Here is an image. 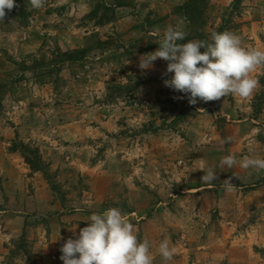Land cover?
I'll return each instance as SVG.
<instances>
[{"label": "rangeland", "instance_id": "374dc122", "mask_svg": "<svg viewBox=\"0 0 264 264\" xmlns=\"http://www.w3.org/2000/svg\"><path fill=\"white\" fill-rule=\"evenodd\" d=\"M15 2L0 22V264H63L60 246L111 207L153 264H264V170L239 167L264 158V67L249 100L196 105L164 86L167 61L137 67L168 26L264 50V0ZM201 164L218 179L202 183Z\"/></svg>", "mask_w": 264, "mask_h": 264}, {"label": "clouds", "instance_id": "9594fccd", "mask_svg": "<svg viewBox=\"0 0 264 264\" xmlns=\"http://www.w3.org/2000/svg\"><path fill=\"white\" fill-rule=\"evenodd\" d=\"M45 0H27L26 7L40 9ZM15 0H0V22H4L6 9L16 7ZM187 33L179 27L168 26L158 40L159 47L139 56L137 67L141 70L154 68L158 58L167 61L162 77L164 86L183 93L174 100L187 97L189 105L219 101L226 96L249 100L259 87L253 73L264 67V50L244 47L238 35L230 32H212L208 40L184 41ZM203 49V51H202ZM171 73V76L168 74ZM227 137L225 142H230ZM238 163L234 154L220 160L221 168H233ZM244 170H264V158L247 156L239 161ZM204 172L201 182L208 184L218 179L216 171L201 164L194 170ZM251 174V172H249ZM236 179L241 177L234 174ZM233 177L223 181L226 192L235 190ZM87 226L79 230L75 238H68L60 246L63 264H153L154 256L147 238L138 239L134 225L117 207L102 213H92ZM177 248L170 247L163 239L156 253L165 261L177 255Z\"/></svg>", "mask_w": 264, "mask_h": 264}, {"label": "trees", "instance_id": "16d2710c", "mask_svg": "<svg viewBox=\"0 0 264 264\" xmlns=\"http://www.w3.org/2000/svg\"><path fill=\"white\" fill-rule=\"evenodd\" d=\"M66 59L69 60V61L70 60L73 61V60H77L78 58H76V57H74V55H72V56L67 57Z\"/></svg>", "mask_w": 264, "mask_h": 264}]
</instances>
